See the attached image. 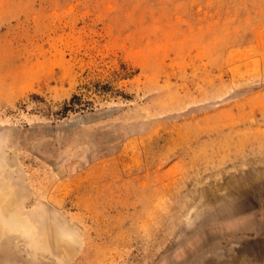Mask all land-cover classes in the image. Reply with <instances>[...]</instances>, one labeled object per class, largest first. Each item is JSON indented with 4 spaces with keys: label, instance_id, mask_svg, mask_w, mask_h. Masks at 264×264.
<instances>
[{
    "label": "rangeland",
    "instance_id": "374dc122",
    "mask_svg": "<svg viewBox=\"0 0 264 264\" xmlns=\"http://www.w3.org/2000/svg\"><path fill=\"white\" fill-rule=\"evenodd\" d=\"M8 188L0 264H264V0H0Z\"/></svg>",
    "mask_w": 264,
    "mask_h": 264
},
{
    "label": "bare ground",
    "instance_id": "6f19581e",
    "mask_svg": "<svg viewBox=\"0 0 264 264\" xmlns=\"http://www.w3.org/2000/svg\"><path fill=\"white\" fill-rule=\"evenodd\" d=\"M11 191L10 188L8 189H3L2 192H0V234L7 230H14V231H21L24 234L28 232H32V228L34 230L35 227H31L30 221L23 215L22 213L17 212L16 210L13 211L11 209ZM51 223V222H50ZM33 226V225H32ZM62 227V226H60ZM53 228V227H52ZM56 229V228H55ZM60 228H58L57 231L60 233ZM64 229V228H63ZM53 230V229H52ZM66 233L68 234V230L65 228ZM51 231V230H50ZM56 231V232H57ZM35 233V232H34ZM51 233V232H50ZM58 234V232H57ZM31 235V234H30ZM34 235V234H33ZM71 237L74 238L72 235V232L69 231V234ZM35 236V235H34ZM40 236V235H39ZM61 236V234H59ZM25 237V236H24ZM59 238L58 236H56ZM33 238V237H32ZM62 238V237H60ZM59 238V239H60ZM58 239V240H59ZM63 239V238H62ZM70 240V239H69ZM75 240V239H74ZM61 241V239H60ZM65 242H67L65 240ZM64 243V242H63ZM40 244V243H39ZM69 244V242L67 243ZM75 244V243H74ZM72 245V243H71ZM35 246V245H34ZM70 247V246H69ZM44 249V248H43ZM67 249V248H66Z\"/></svg>",
    "mask_w": 264,
    "mask_h": 264
}]
</instances>
